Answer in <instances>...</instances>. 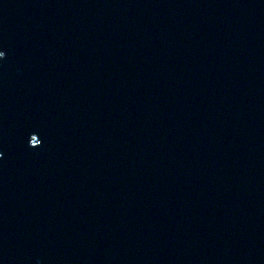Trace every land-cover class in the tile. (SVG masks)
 <instances>
[{"label":"water","instance_id":"1","mask_svg":"<svg viewBox=\"0 0 264 264\" xmlns=\"http://www.w3.org/2000/svg\"><path fill=\"white\" fill-rule=\"evenodd\" d=\"M0 51V264H264V0H0Z\"/></svg>","mask_w":264,"mask_h":264},{"label":"snow or ice","instance_id":"2","mask_svg":"<svg viewBox=\"0 0 264 264\" xmlns=\"http://www.w3.org/2000/svg\"><path fill=\"white\" fill-rule=\"evenodd\" d=\"M5 52L4 51H0V60H3L5 58ZM32 139H33V143L32 146L33 148L38 147L37 144L35 143V139H36V135H32Z\"/></svg>","mask_w":264,"mask_h":264}]
</instances>
